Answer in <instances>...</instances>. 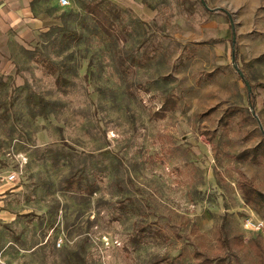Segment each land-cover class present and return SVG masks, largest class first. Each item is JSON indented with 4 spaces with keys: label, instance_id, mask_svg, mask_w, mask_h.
<instances>
[{
    "label": "rangeland",
    "instance_id": "obj_1",
    "mask_svg": "<svg viewBox=\"0 0 264 264\" xmlns=\"http://www.w3.org/2000/svg\"><path fill=\"white\" fill-rule=\"evenodd\" d=\"M191 1L34 0L63 24L3 53L0 264H215L222 225L245 264H264V235L245 224L264 209L239 187L264 193V155L237 158L263 140L264 87L252 108L235 67L264 82V0H206L233 15L235 60L231 40L211 41L227 35L225 14ZM166 97L176 108L161 115Z\"/></svg>",
    "mask_w": 264,
    "mask_h": 264
},
{
    "label": "trees",
    "instance_id": "obj_2",
    "mask_svg": "<svg viewBox=\"0 0 264 264\" xmlns=\"http://www.w3.org/2000/svg\"><path fill=\"white\" fill-rule=\"evenodd\" d=\"M182 1L188 10L193 11L194 4L191 0H182ZM199 1L210 12H215L216 10H219L220 13H224L226 16L227 22L229 24L227 35H225L224 37H220V38H213L211 39V41L222 42L225 40H231V42L233 43V38L234 36L237 35V33H236V28L233 27L232 25L234 23L232 13L224 7H209L206 0H199ZM84 8L86 12L90 13L91 15L95 17L96 23L101 27L102 30L108 32L109 34L111 33L110 28L112 25H111V17L109 16V14H107L103 10L101 11L97 9L96 5L92 3L85 4ZM38 16L43 20L45 28H51V27H56V26L61 27L63 24L61 15L50 16L47 13V11H44V12L38 13ZM199 43H206V42L204 41V42H199ZM238 50L239 48L236 44L235 46V57L236 58L239 54ZM263 58H264V54H262L258 59H263ZM44 65L45 67L48 68L50 74L56 77L57 86L60 89H64L63 87L65 85L66 80L63 74L59 73L57 67L50 61H46ZM239 78H241L246 83V92H247V97H248L250 106L252 108L255 107V102H256L255 87L257 86L264 87V82H260V83L257 82L256 84H251L250 79L245 72L243 73V75L239 74ZM29 99H30V102H29L30 105L34 102V104L36 105L40 104L44 106L46 103V101L43 98H37L33 95H30ZM176 104H177L176 99L171 98V97H166L165 101L163 102L159 110V113L161 115H164V113L167 112L168 110L175 109ZM261 155H264V137H263V140L260 143H258L255 147L246 149L242 151L241 153L237 154V158L241 160H245L249 158L257 159ZM79 184H80V181L78 180V178H72V182H69L67 187L73 188L75 187L74 185L77 186ZM239 187L243 193L245 202L248 204L254 205L256 210L260 213L261 210L264 209V193L260 191L259 189H257L246 178H242L239 180ZM86 189L92 191L90 186L86 187ZM221 230H222V233H221L222 241L224 242V244L226 245L228 249V256L218 257V261L215 264H245L243 260L240 258V256L236 252H234V250L230 246L229 238H228V231L226 230L225 225L221 226ZM70 258H71L72 264H78L79 262L83 260V258L79 254H76V253L71 254ZM167 264H173V262L167 261Z\"/></svg>",
    "mask_w": 264,
    "mask_h": 264
},
{
    "label": "crops",
    "instance_id": "obj_3",
    "mask_svg": "<svg viewBox=\"0 0 264 264\" xmlns=\"http://www.w3.org/2000/svg\"><path fill=\"white\" fill-rule=\"evenodd\" d=\"M45 29L34 0H0V69L8 65L3 53L12 39L30 42Z\"/></svg>",
    "mask_w": 264,
    "mask_h": 264
},
{
    "label": "built area",
    "instance_id": "obj_4",
    "mask_svg": "<svg viewBox=\"0 0 264 264\" xmlns=\"http://www.w3.org/2000/svg\"><path fill=\"white\" fill-rule=\"evenodd\" d=\"M69 3V0H60V4L65 6ZM15 178V174H11L8 179L13 180ZM246 227L264 235V220L258 219L254 220L253 218H247L245 220ZM63 243V237L59 236L57 240V245L60 247Z\"/></svg>",
    "mask_w": 264,
    "mask_h": 264
},
{
    "label": "water",
    "instance_id": "obj_5",
    "mask_svg": "<svg viewBox=\"0 0 264 264\" xmlns=\"http://www.w3.org/2000/svg\"><path fill=\"white\" fill-rule=\"evenodd\" d=\"M232 25H233V27H235V24H234V23H233ZM236 41H237V37L234 36V38H233V46H235ZM233 60H235V50H233ZM235 67H236V70L238 71V73L241 74V75H243L242 70L238 67L237 64H235ZM249 88H250V87H249Z\"/></svg>",
    "mask_w": 264,
    "mask_h": 264
}]
</instances>
